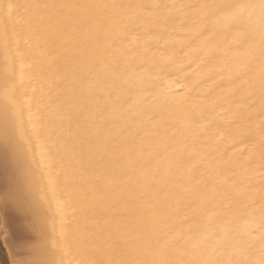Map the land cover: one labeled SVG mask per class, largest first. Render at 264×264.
Segmentation results:
<instances>
[{"label":"bare ground","instance_id":"bare-ground-1","mask_svg":"<svg viewBox=\"0 0 264 264\" xmlns=\"http://www.w3.org/2000/svg\"><path fill=\"white\" fill-rule=\"evenodd\" d=\"M0 238L264 264V0H0Z\"/></svg>","mask_w":264,"mask_h":264},{"label":"rangeland","instance_id":"rangeland-1","mask_svg":"<svg viewBox=\"0 0 264 264\" xmlns=\"http://www.w3.org/2000/svg\"><path fill=\"white\" fill-rule=\"evenodd\" d=\"M0 255H1V258L4 262V264H10L9 263V260H8V257H7V254L5 252V249L3 247V244H2V241H1V238H0Z\"/></svg>","mask_w":264,"mask_h":264},{"label":"crops","instance_id":"crops-1","mask_svg":"<svg viewBox=\"0 0 264 264\" xmlns=\"http://www.w3.org/2000/svg\"><path fill=\"white\" fill-rule=\"evenodd\" d=\"M7 212H9L8 209H7ZM9 220H10V219H9ZM11 225H12V221H11ZM6 254H7V257H8V253H7V252H6ZM8 260H9V258H8ZM3 264H4V262H3Z\"/></svg>","mask_w":264,"mask_h":264}]
</instances>
